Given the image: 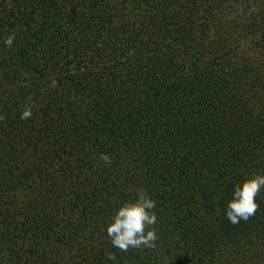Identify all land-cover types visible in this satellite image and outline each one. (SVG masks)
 Listing matches in <instances>:
<instances>
[{
	"label": "trees",
	"instance_id": "obj_1",
	"mask_svg": "<svg viewBox=\"0 0 264 264\" xmlns=\"http://www.w3.org/2000/svg\"><path fill=\"white\" fill-rule=\"evenodd\" d=\"M260 174L264 0H0V264H264V191L225 214ZM140 189L159 239L124 252Z\"/></svg>",
	"mask_w": 264,
	"mask_h": 264
},
{
	"label": "clouds",
	"instance_id": "obj_2",
	"mask_svg": "<svg viewBox=\"0 0 264 264\" xmlns=\"http://www.w3.org/2000/svg\"><path fill=\"white\" fill-rule=\"evenodd\" d=\"M15 40V34H11L4 40V44L12 48ZM55 86L56 81L53 80L51 87ZM32 116V108L26 106L20 119L29 120ZM261 191H264V174L254 175L235 185L232 199L227 204L226 219L233 225L239 224L241 220L248 221L259 209L257 198ZM156 206L157 202L144 189L138 191L135 200L122 205L106 228L112 246L124 252L129 249L154 248L159 239L155 228L158 221ZM107 259L115 262L117 257L108 253Z\"/></svg>",
	"mask_w": 264,
	"mask_h": 264
}]
</instances>
